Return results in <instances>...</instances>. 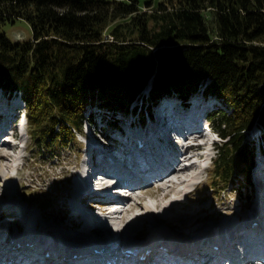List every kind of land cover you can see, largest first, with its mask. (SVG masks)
Masks as SVG:
<instances>
[{"label": "trees", "instance_id": "1", "mask_svg": "<svg viewBox=\"0 0 264 264\" xmlns=\"http://www.w3.org/2000/svg\"><path fill=\"white\" fill-rule=\"evenodd\" d=\"M153 1L0 0V89L22 96L32 141L50 153L75 143L87 105L128 114L150 81L142 109L209 82L205 94L230 109L209 117L230 140L213 178L229 186L240 167L247 185L246 132L264 128V0ZM18 20L32 39L7 37L3 27Z\"/></svg>", "mask_w": 264, "mask_h": 264}, {"label": "bare ground", "instance_id": "2", "mask_svg": "<svg viewBox=\"0 0 264 264\" xmlns=\"http://www.w3.org/2000/svg\"><path fill=\"white\" fill-rule=\"evenodd\" d=\"M173 109L174 113L169 116L161 109H155L152 116L143 125L138 126L131 123V128L138 127L144 132L135 131L134 133L130 129L124 128L118 132L122 136V140H114L109 135L107 140L111 144L100 145V148L95 146H92L91 149L88 148L92 154L81 165L80 171L73 176L72 193L69 194V202H66L65 213L61 217L67 219L68 223L76 222L82 230L97 222L103 224L105 229L111 230L113 239L98 247V250L103 253L108 251L106 255L111 258L115 257L113 252L116 254L122 251L119 250L121 245H118V242L121 244L124 242V246L129 245L127 249L131 247L130 249L134 253L140 255L145 253L148 257L167 255L174 259L190 260L193 264H215L219 260H228L231 264H257L258 258L254 256L258 252H264V181L260 180L264 177V173L256 178L259 179L258 182L251 187V190L255 189L251 197L255 195L256 191L257 195L251 198L246 213L240 214L235 219L224 220L219 226L220 231L216 234L209 231H194L193 229L192 231L183 227L179 229L180 233L178 234L154 231L149 233L150 239L144 242L135 241L130 244L127 241L133 237L134 230H138L140 227H143L141 230H144L149 227V224L165 222L169 205L171 208V205L174 207L179 204L176 197L181 195V190L178 188L188 184L191 180L186 175L188 169L178 162V154L182 153L189 161L204 158V152L203 154H198V152L205 151V148L190 145L188 148L182 149L172 137L186 129L182 124L176 126L172 123L173 117L175 116L177 120L187 121L188 118L185 116L194 110L191 108L186 110L184 106L173 107ZM198 109L201 110L202 105L198 106ZM0 111H4V109L0 108ZM0 116H3L5 120L4 124L0 123V147L3 146L5 149L10 144L6 143L7 140L3 135L7 132L8 126L13 125V116L9 109L7 112H0ZM196 121V118H191L187 122L191 124ZM201 131H203L204 140L207 141L211 136L210 133L205 132V129H201ZM136 140L143 142V148L138 146ZM110 147L113 148L112 151L105 150ZM261 151L256 160V167L261 168L264 172V155ZM137 157L151 158L153 163L151 169L160 172L159 177L151 185H144L139 189L141 191L157 184V194L159 193L157 197L162 196L161 201H158L156 194L144 190L148 194L147 198L157 199V204L154 207L145 203L146 199L142 194V197L140 196L137 201H119L117 194L120 192L108 190L106 187L101 189L95 185L98 178L102 177L101 174L111 173L115 177H117L116 175L122 176V174L129 176V170L137 167L134 160ZM3 161H7L5 163L7 172L3 171L1 165ZM14 163L7 154L0 151V182H9L5 190L0 192L2 194L0 204L3 205V207L0 206V214L8 217L3 219V224L0 222V261L9 256L12 260L6 258L4 261H10L11 264H22L24 259L29 261L28 264H78L75 262L78 259H73L72 255L76 254L80 257L85 254L83 246L79 244L84 239L73 241L70 238L75 239L76 237L73 235L76 233L71 232L72 236H70L69 233L63 232V228L58 230L52 229L47 223L42 225L36 212L29 211L24 205L16 202L14 186L10 184L15 177L11 174L12 171L18 172V167ZM192 166L193 169L199 167L196 164ZM165 200L169 201L167 205ZM118 204L123 206L120 213L114 210V205ZM90 205L95 209L88 208L87 210L91 212L89 215L82 210L81 206L90 207ZM61 217L53 216L52 218L63 219ZM7 219L8 221H5ZM19 220H21L20 226L23 228L11 224L15 221L20 222ZM141 230L139 229V231ZM72 242L78 243L73 244ZM90 251L92 252V249ZM65 257L67 258L65 259ZM160 258L164 259L165 257ZM150 261L155 264L153 258Z\"/></svg>", "mask_w": 264, "mask_h": 264}, {"label": "rangeland", "instance_id": "3", "mask_svg": "<svg viewBox=\"0 0 264 264\" xmlns=\"http://www.w3.org/2000/svg\"><path fill=\"white\" fill-rule=\"evenodd\" d=\"M140 1L143 3L145 0ZM161 1L162 0H154L153 3L157 4ZM3 31L12 41L32 39L31 27L23 20H18L13 25L7 24L3 27ZM208 84L209 82H205L200 85L198 92L192 98L180 99L177 98L176 95L163 96L158 99L157 102H153L150 109L147 107L146 109H141V105L150 98V84L148 89L141 92L137 100L130 105L128 114L119 111H108L99 101H96L94 104L85 107V120L82 123V130L74 136L75 143L67 148H60L58 144H55V151L50 153H47L48 151L44 148L37 147L32 141V137L29 134L31 124L29 123L26 103L23 101L22 96L19 93H8L0 89V108L4 109V111L0 112H7L9 109L13 116V125H9L8 131L4 134L6 140L12 142H10L11 146L9 145L5 150L10 147L19 150L18 153H16L15 159L9 156L13 163L15 162L14 164L17 165L16 167H18V172H16V170L12 171L11 174L15 175V177L10 183L14 186L16 202H19L20 205H24L29 211L36 212L37 218L40 219L42 225L47 223L52 229L55 228L59 230L63 228V232L66 234L69 233L70 236H72L73 232L76 233L73 235V237H76L75 239L69 237L73 241L90 237V231L79 230L78 226L76 227V225L68 223L67 219L61 217V215L65 213L64 206L66 202H69V194L72 193L71 189L74 183L73 176L80 171L81 165L89 158V155L92 154L91 150L88 148L91 149L92 146L100 148V145L107 146V144H111V142L107 140L109 135L114 140H122V136L118 132L124 128L126 130L130 129L134 133L135 131L144 132V130L138 127L131 128V123H135L138 126L143 125V123L152 116L151 114L155 109H161L165 113H174L173 107L184 106L186 110L190 108L194 110L185 116V118L199 119V123L194 124V126H196L197 130L205 129V132L210 133L211 136L210 138L208 137V141L211 143H213L215 139L218 141L215 146L217 150H213V146L209 147L208 150H205L206 152H198V154H203L204 152V158L202 160L197 158L190 161L188 160L187 166L182 164V166L188 169L186 175L189 176L191 181L178 188V190H181V195L176 197L179 204L174 207L171 205V208L169 205L170 209L167 207L165 222L156 223L158 225L149 224V227L146 229L144 228L143 232L146 231L150 233L151 231H162L165 233L178 234L180 233L179 229L185 227L191 230L193 229L194 231L218 233L220 231L219 226L224 220L230 218L235 219L239 217L240 214L246 213L249 209L251 198L257 195L256 191L255 195L251 197L255 190H251V187L253 185L255 186L256 182H258L259 179L256 178L261 173H264L261 168L259 169V167H256V160L259 158L261 150L264 155V130L261 126L256 125L255 128L246 132L245 144H254L252 166L253 164L255 165L249 174L251 175L249 183L247 185L241 184V181L243 183V177L241 173H239L240 167L236 168L234 171V175L232 176L233 184L228 186L222 181H215L213 172L215 169V161L218 159V150L221 146H225L230 140L228 138H220L221 136L215 131V125L208 121L207 117H210V114L213 112L217 115L220 111L230 112V109L224 101L218 102L214 96H206L204 94ZM200 105H202L201 111H199L197 107ZM115 120H117V128L108 127V123ZM0 123H5L3 116H0ZM13 130H16V136H11ZM136 142L140 143L141 140H136ZM18 146H20V148H18ZM105 150L112 151L113 148L110 147ZM0 151L5 154L3 146L0 147ZM185 157L186 156H183L182 153L178 154V162L181 164ZM6 162L7 161L1 162L3 171L5 172L8 171L5 167ZM193 164L199 165V167L193 169ZM191 169H193V171H191ZM260 180L264 181V177L260 178ZM7 184H9V182H0V192L5 190ZM156 186L157 184L144 190L156 194L157 197L159 193L157 194L158 191ZM218 189H224V191L217 192ZM144 190L139 192L145 197V203L154 207V205L157 204V199L147 198L148 194H146ZM250 190L252 191L251 193ZM1 195L2 194H0V196ZM157 198L158 201L162 200V196ZM164 202L166 205L169 203L167 200ZM0 206L3 207L1 204ZM81 208L89 215L91 212L87 209H95L92 205H90V207L81 206ZM2 216L3 215L0 214V222L3 224V219L8 217ZM53 216L63 219H53ZM5 221H8V219ZM19 221L20 222H11V224L17 225L18 223L20 226L21 220ZM55 223L58 225H54ZM63 224L65 225L62 226ZM42 225L39 226L41 227ZM139 229L141 230L143 227ZM139 229L134 230V234H136ZM43 230L45 229L43 228ZM72 243L75 244L74 242Z\"/></svg>", "mask_w": 264, "mask_h": 264}]
</instances>
